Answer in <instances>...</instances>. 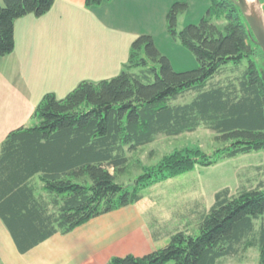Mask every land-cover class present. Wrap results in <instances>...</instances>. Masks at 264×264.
Returning <instances> with one entry per match:
<instances>
[{"label":"trees","instance_id":"trees-1","mask_svg":"<svg viewBox=\"0 0 264 264\" xmlns=\"http://www.w3.org/2000/svg\"><path fill=\"white\" fill-rule=\"evenodd\" d=\"M110 1L85 0V6L92 10ZM55 2L0 1V58L14 51L15 22L27 15L45 16ZM210 2L207 15L183 30L178 22L188 4L174 2L167 13L170 37L193 54L196 69L174 70L152 36L140 35L117 77L84 80L62 99L52 92L44 95L31 125L8 136L0 147V214L22 251L43 241L48 226L49 234L68 233L134 205L152 185L197 167L264 152L263 52L232 0ZM219 20L225 24H215ZM188 92L196 94L192 101L177 102ZM200 127L213 130L216 141L226 142L224 147L211 153L174 151L155 167L136 159L143 173L132 184L122 183L144 146L160 135L178 137ZM36 175L58 203L50 217L42 215L25 188ZM215 196L198 225L199 235L178 232L168 245L146 256L114 257L108 264H220L251 248L264 264V182L238 196L228 188Z\"/></svg>","mask_w":264,"mask_h":264},{"label":"crops","instance_id":"crops-1","mask_svg":"<svg viewBox=\"0 0 264 264\" xmlns=\"http://www.w3.org/2000/svg\"><path fill=\"white\" fill-rule=\"evenodd\" d=\"M140 7L149 10L146 18L159 17V12L166 22L169 9L165 0H112L92 10L85 0H56L47 15L18 19L14 51L0 58V147L13 131L31 125L44 95L52 92L62 99L84 80L96 83L117 77L129 59L131 44L140 35L152 36L159 50L152 31L138 32L141 25L136 26V10ZM2 157L1 150L0 163ZM253 164L254 171L260 172L261 165ZM176 179L179 177L168 181ZM191 186L180 195H190L192 202L175 217L149 199L148 187L134 205L91 219L68 233L49 234L48 226L45 239L25 251L0 214V264H108L114 257L146 256L166 246L174 234L200 224L214 206L216 193L230 190L226 186L214 193L206 185L203 192L209 199L203 210L199 185ZM25 188L42 215L55 214V195L45 190L40 175Z\"/></svg>","mask_w":264,"mask_h":264},{"label":"rangeland","instance_id":"rangeland-1","mask_svg":"<svg viewBox=\"0 0 264 264\" xmlns=\"http://www.w3.org/2000/svg\"><path fill=\"white\" fill-rule=\"evenodd\" d=\"M260 1L264 6V0ZM174 2L188 4V10L185 11L184 15L179 19V30H183L186 25H196L199 23V21L207 15V11L211 6L210 0H165L167 9H170ZM263 6H258V9L262 12L264 19ZM146 12H149V10L143 9L142 7L136 10V26L141 25L138 28V32L146 30L153 32L159 50H162V53L172 61L174 70L176 69L178 72H187L188 70L196 69L198 64L193 54L188 49H184L178 41L170 37L166 22L162 19L160 13L158 12L159 17L153 15V17L149 19L144 16ZM130 23H133V21ZM215 24L224 25L225 22L219 20V22H215ZM176 43L178 44L179 50L176 49L174 45ZM180 51H182V53H180ZM259 66H261L264 71V60H259ZM153 80L154 77L151 81ZM195 96L196 94L188 92L177 102L188 103L192 101ZM215 136L216 133L213 130L211 131L204 127H200L196 132H189L179 135L178 137L158 136L155 143L144 146V148L135 153L130 173L122 178V183L132 184L134 179L143 173L142 169L137 167L135 162L136 159L140 160L141 165L144 167H155L165 156L174 151L197 148L200 151L211 153L213 150L224 147L226 144V142L216 141L214 139ZM152 154L154 155L152 156ZM253 162H256V167L261 165L260 172L254 171L255 164H253ZM263 167L264 152L260 151L259 153L254 152L247 155H239L236 158L225 159V161H221L213 167H197L196 170L193 171L194 174L191 173L189 176L182 175L176 180L157 183V185L150 186V189L147 191L151 192L149 199H151L153 203L159 206L161 210H166L175 217L187 207L188 203L192 202L193 197L190 195H180L182 189L188 188L190 190L193 187L191 184L199 185L200 202L204 210V203L209 199L203 192L206 185H209L210 190L208 191L214 193L215 191L225 189L226 186L230 187L231 195L238 196V194L243 191H249L260 187L264 182ZM192 176H196L195 179H191ZM210 199L212 200V197ZM206 206H208L207 202L205 207ZM198 225L199 223L197 222L193 223V225L182 231L189 232L193 235H199L200 231ZM169 242L170 241H168V243ZM258 261L259 251L251 248L241 250L240 255L236 257L222 259L220 264H259ZM168 264H174V262Z\"/></svg>","mask_w":264,"mask_h":264},{"label":"water","instance_id":"water-1","mask_svg":"<svg viewBox=\"0 0 264 264\" xmlns=\"http://www.w3.org/2000/svg\"><path fill=\"white\" fill-rule=\"evenodd\" d=\"M243 13L246 22L249 24L256 43L260 46L264 55V19L262 12L258 9L260 0L249 3L248 0H232Z\"/></svg>","mask_w":264,"mask_h":264},{"label":"bare ground","instance_id":"bare-ground-1","mask_svg":"<svg viewBox=\"0 0 264 264\" xmlns=\"http://www.w3.org/2000/svg\"><path fill=\"white\" fill-rule=\"evenodd\" d=\"M249 1V3H252V2H254L255 0H248Z\"/></svg>","mask_w":264,"mask_h":264}]
</instances>
